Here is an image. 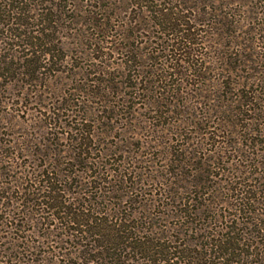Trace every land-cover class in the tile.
<instances>
[{
    "label": "rangeland",
    "instance_id": "obj_1",
    "mask_svg": "<svg viewBox=\"0 0 264 264\" xmlns=\"http://www.w3.org/2000/svg\"><path fill=\"white\" fill-rule=\"evenodd\" d=\"M198 1L191 0L185 5L197 4ZM205 1L215 13L212 19L222 30L229 24L226 35L232 39L230 45L224 36L222 38L214 32L216 24H211L210 29L213 30L204 31V35L209 33V36H203L206 50L209 49L204 55L206 70L201 76H193L189 71L186 74L174 72L171 78L168 75L164 79L162 74H168L173 69L160 66L162 74L154 72L153 79L158 75L162 79L155 80L150 86V107L143 106L144 98L138 97L135 99L139 103L134 106V114L115 115L107 124L108 120L97 112L101 109L99 99H88L85 93L87 84L94 77L90 71L96 69L94 63H97L87 44L94 41L95 36L100 38L101 34L86 19L91 10L98 11L93 7L98 3L93 0H53L57 5L45 0L30 2L27 27L39 30L51 25L48 31H44L50 41L38 48L49 49L50 52L46 56L37 52L39 60L35 63V72L23 73L27 70L23 69L18 57L24 51L14 46L12 41L10 52L16 55L12 58L13 63L0 65V264L15 263L14 259L9 261L8 255L19 256L16 250L8 249L10 244H15L18 251L22 246L32 245L31 242L35 245L42 243L38 260L34 263L29 261L32 264L80 263V259L70 252L75 249L74 246L59 242H50V246L47 240L41 238L47 232L45 224H40L38 211L41 213L42 208L30 204L27 213L32 219L17 221L24 216L21 210L26 208L21 200L31 197L28 194L21 196L20 191L29 193L37 185V182H32L37 169L54 162L65 168V172L84 169L70 164L75 160L70 157L72 146L86 145L91 161L99 159L113 163L112 167L117 164L128 167L132 170V178L127 183L114 180L118 179L116 176L107 183L102 180L104 178L89 182L83 172L84 178L80 176V170V175L76 177L81 182L67 183L65 187L69 192L66 196L79 200V197L89 198L91 193L101 211H108L114 216L117 211L133 215L131 223L142 231L139 232L141 234L151 230L157 236L162 233L165 238L170 235L182 238L177 231L183 233L185 225L174 227L190 217H180L175 209L170 210L167 205L171 202L165 199L163 191L172 184L183 187L184 191L179 192L182 197L189 195V188L209 193L213 188L212 181L198 187L189 182L197 173L194 170L197 161L211 165L210 173H217L211 180L220 178L222 193L214 200V212L225 210L224 213H227V204H232L233 198L224 189L227 186L225 180L231 173L236 172L235 177L242 184L252 185L264 196V0ZM128 2L116 0L120 13L115 15L114 23L128 16L127 11L131 7ZM126 5L129 8L125 12ZM46 12L51 14L43 22V13ZM37 22L42 23L37 25ZM196 27L200 28L197 24ZM141 33L151 34L146 30ZM152 35L155 38L148 39L147 43L153 42L149 48L154 49L155 42L159 43L156 37L159 33L153 32ZM4 40L10 41L8 38ZM7 46L9 44L0 40V48ZM118 57L111 54L109 61L104 62H113L111 66H114L119 61ZM165 58L158 59V65ZM151 64L153 66L154 62L151 61ZM245 97L252 101V104L249 103L251 109H247L248 105L242 106ZM85 107H90L91 112L87 113ZM159 113L161 117L155 115ZM75 127L89 132L81 134ZM179 160L187 167L185 174L176 181L174 173L177 169L172 166ZM217 162L220 170L216 168ZM247 163L263 165L256 170L253 165L244 166ZM106 177L109 179L111 176ZM255 206L258 209L254 217L258 221L264 220V214H258L264 213V201ZM45 221L51 222L50 218ZM212 221L215 222L213 218ZM259 234H264V231L260 229ZM252 235L249 239L255 241L257 234ZM183 236L185 239L195 238L189 232ZM57 246H61L60 251L67 254L57 252ZM44 251H53L56 255ZM39 257H46V260L41 261ZM130 263L151 264L138 256Z\"/></svg>",
    "mask_w": 264,
    "mask_h": 264
},
{
    "label": "trees",
    "instance_id": "obj_2",
    "mask_svg": "<svg viewBox=\"0 0 264 264\" xmlns=\"http://www.w3.org/2000/svg\"><path fill=\"white\" fill-rule=\"evenodd\" d=\"M31 1L33 0H0V40L9 44V46L3 47L4 52H1L4 49L0 48V65L9 66L13 63L12 58L16 55L10 52V45L14 41V46L21 47L24 51V54L18 57L19 60L21 59L23 69L27 70L23 73L29 71L32 74L36 69L35 63L39 60L36 53L43 52L46 56L50 52L49 49L38 48L50 41L48 33H44V31H48L51 25L43 26L39 30L27 27ZM45 1L58 4L53 0ZM93 1L98 3L92 5L98 8V11L91 10L86 20L101 34L100 38L95 36L94 41L87 44L93 53L92 58L97 59V63H94L96 69L90 71L94 77L91 79L92 82L87 84L85 93L88 95V99L98 98L101 102V109H98L97 112H100L101 116L108 120L105 124L109 123V120L115 115L120 116L131 112L134 114L136 112L134 106L139 103L135 99L138 97L144 98L143 106L150 107V86L155 83V80L158 82L163 77L167 79L168 75L171 78L174 72L186 74L189 71L193 76H201L206 70L203 59L209 49L206 50L204 44V40H206L204 37L209 36V33L204 35V31L211 30V24H216V27L213 28L214 32L222 38L224 36L228 45L232 42V39L226 35L229 33L227 30L229 24L225 30H222L212 19L215 17V13H212L211 6L208 7L205 0H199V5L198 2L193 5H185L191 0H129L127 4H130V10L127 11L128 5L124 6V11L127 9L128 16L117 23H114V17L120 11L116 0H112L111 3L107 0ZM50 14V12L43 13L41 21H46ZM205 20L207 22L204 23ZM41 23L37 22V25ZM196 24L200 28L196 27ZM206 25L209 28H201ZM143 30L151 32V34L141 33ZM153 32L159 33L156 35L159 43L155 42L154 49L149 48L153 42L147 43L148 39L155 38V35H152ZM4 38L10 39V41H5ZM231 53L229 52V54ZM111 54L119 56V61L114 66H111L113 62L111 64L104 62L105 60L109 61ZM163 56L166 57L165 61H159L158 65L157 60ZM151 61L154 62L153 66ZM162 65L170 67L173 71L162 74V67H160ZM176 70L181 71L177 72ZM157 71L162 74V78L161 75H158L154 80L153 74ZM249 103L252 104V101L246 97L241 102L242 106L248 105L247 109H251ZM252 109L260 108L252 107ZM85 110L87 113L91 112L90 107ZM155 115L161 117L160 113ZM75 129H78L81 134L89 132L82 127H75ZM70 151V157L75 159L74 166L73 163H70L72 167L81 166L84 169L65 172V168L63 169L59 166L60 164L55 162L49 166L44 165L40 170L37 169L36 177L33 176L32 181L35 184L37 182V185L29 193H26V190L20 191L21 196L28 194L31 197L21 200L22 205L26 208L21 210L24 216L17 218V221L32 219V217H28L29 213H27L30 204L33 207L42 208L41 213L38 208H34L38 211L41 226L45 224L47 229L41 238L47 240L50 246L52 243L58 242L74 246L75 249L70 252L80 259L78 264H133L130 262L134 261L135 256L146 259L151 264H264V234H259L260 229L264 231V220L258 221L254 217L258 209L255 204H262L264 196L260 194V190L253 189L252 185L242 184L235 177L236 172L231 173L229 179L225 180V185H227L224 188L225 192H228L234 200H232V204H227L229 208L227 213H224L225 210H221V208L222 212L219 213L216 212L217 210L215 212L213 210L214 200L222 191L219 187L221 185L220 178L211 180L217 175V173H210L209 166L211 165L197 161L198 163L196 162L197 164L194 166L197 173L189 181L193 187L203 186L212 181L211 187L213 188L209 193H202V190L198 188L193 190L189 188V195L182 197L179 195L180 191H184L181 185L176 187L172 184L168 185L167 189L163 191L165 199L168 198L171 202L167 207L170 210L175 209L180 217L189 216L190 219L174 227L181 228V225H185L183 233L177 231V234H181L182 238H172L170 234L165 238L162 233L157 236L149 229L142 234L139 233L142 231L131 223L133 215L117 211L114 216L108 211H101L100 208H97L99 203L95 201L91 193L89 198L79 197V200L66 196L69 192L65 187L67 183L81 182V179L78 180L76 177L80 175L78 173L80 170V176L83 178L85 176L89 182L96 178H104L102 180L107 183L116 176L118 179L114 180L127 183L128 179L132 178V170L130 171L128 167H122L119 164L112 167L113 163H105L99 159L91 161L92 157L87 156L86 145L72 146ZM252 165L257 170L263 164L247 163L244 166L251 167ZM172 167L177 169V173H174V180L178 181L185 174L187 165L179 160ZM220 167L217 162L216 168L220 170ZM87 171L94 173L87 174ZM105 173L106 175H104ZM108 175L111 176L109 179L106 177ZM27 190L29 191V189ZM48 218L51 222L45 221ZM212 218L215 222L212 221ZM247 224L252 226L249 227ZM187 232L195 235L194 240L188 237L183 238ZM253 233L257 234L255 235L256 240L250 241L249 238L253 237ZM25 240L28 241V239ZM31 244L22 246L18 251L15 244H10L8 249H14L20 254L17 257L15 254L8 255L9 261L12 262L14 259L18 264L36 262L37 256L41 253L42 243L35 245L34 242H31ZM30 248L35 250H30ZM57 248V252L67 254L65 251H60L62 250L61 246H57ZM44 252L56 255L53 251ZM39 258L41 261L46 260V257Z\"/></svg>",
    "mask_w": 264,
    "mask_h": 264
}]
</instances>
